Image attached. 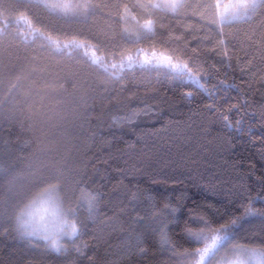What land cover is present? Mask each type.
Segmentation results:
<instances>
[{
	"label": "trees",
	"instance_id": "trees-1",
	"mask_svg": "<svg viewBox=\"0 0 264 264\" xmlns=\"http://www.w3.org/2000/svg\"><path fill=\"white\" fill-rule=\"evenodd\" d=\"M216 2L61 0L60 6L0 0V264H113L119 259L125 233L118 224L127 226L130 214L116 207L124 199L122 191H113L119 162L104 161L133 133L115 118L135 113L136 135L143 134L149 149L162 150L169 141L182 145L186 137L210 142L219 130L205 137L200 122L209 97L163 56L186 62L205 88L214 89L220 81L239 85L220 87L213 97L217 103H234L241 90L250 101H264V0H256L247 17L223 23ZM186 91L193 93L191 101ZM236 153L255 158L246 138ZM173 167L154 163L135 173L133 183L161 195H178L181 187L206 195L205 189L193 188L187 172ZM48 185L57 187L64 210L81 222L86 255L75 251L71 238L64 237L69 251L62 255L48 251L43 240L20 238L16 217ZM84 187L101 194L94 220L80 200ZM216 205L219 212L208 211L217 220L225 207L234 208L223 194ZM185 225L196 227L197 221L173 223L172 239L194 248ZM149 259L158 261L160 253Z\"/></svg>",
	"mask_w": 264,
	"mask_h": 264
},
{
	"label": "snow or ice",
	"instance_id": "snow-or-ice-1",
	"mask_svg": "<svg viewBox=\"0 0 264 264\" xmlns=\"http://www.w3.org/2000/svg\"><path fill=\"white\" fill-rule=\"evenodd\" d=\"M257 6L256 0H217L214 8L219 22L223 23L229 17H247L249 11ZM162 59L176 73L186 75L187 82L203 89L209 97L210 102L204 105L205 112L200 122L205 137L211 134V129L219 130L210 142L201 143L186 137L182 145L169 141L162 145V150L161 146L149 149L143 134L136 135L135 125L139 120L135 113L115 118L118 123L131 126L133 137L104 161L119 162L120 166L114 165L119 175L114 181L113 191H122L124 199L117 201L116 207L120 212L130 214L127 226L118 224L125 236L121 241V255L113 264H121L124 260L129 264H264V101H250L247 92L241 90L234 103H217L213 97L220 87L232 89L239 88V85L220 81L214 89L205 88L186 62L170 56ZM184 95L190 101L193 98L191 91ZM245 138L255 150L254 159L245 160L236 153L237 145H243ZM140 144L144 147H139ZM154 163L165 167L171 165L174 171L181 169L187 172L193 188L205 189L206 195L189 194L190 191L183 187L178 195H161L142 188L138 182L133 183L135 173ZM152 182L158 181L152 178ZM172 182L184 184L182 179H173ZM221 194L234 208L225 207L217 220L208 209L219 212L216 199ZM209 196L213 199H208ZM100 199L99 192L87 187L81 190L80 200L86 206L90 219H96ZM38 211L41 212L39 216ZM181 219L197 221L196 227L185 225L183 228L195 242L194 248L178 246L172 239L171 226L173 223L179 225ZM16 228L21 239L29 242L43 240L47 250L57 255L69 251L63 243L65 236L71 238L77 253L81 256L87 254L88 244L82 239L81 222L69 219L63 212L55 185L42 188L19 212ZM78 240L79 243L76 242ZM157 251L160 259L153 262L149 257ZM134 256L140 257V261H133Z\"/></svg>",
	"mask_w": 264,
	"mask_h": 264
},
{
	"label": "rangeland",
	"instance_id": "rangeland-1",
	"mask_svg": "<svg viewBox=\"0 0 264 264\" xmlns=\"http://www.w3.org/2000/svg\"><path fill=\"white\" fill-rule=\"evenodd\" d=\"M36 1H40V2H43V3H45V4H48L49 2H51V3H53V4H55V2H60L61 3V0H36ZM180 0H164V2H166V4H170L171 6L173 5V6H175L176 4H178V2H179ZM244 1H249V0H238V2H244ZM63 4L61 3L60 4V6H62ZM59 6V9L60 10H64V7L62 8V7H60ZM64 6V5H63ZM149 24H150V27L152 28V23L149 21ZM30 203V202H29ZM28 203V204H29ZM27 204V205H28ZM26 205V206H27ZM25 206V207H26ZM62 206V205H61ZM25 207L23 208V209H25ZM62 210H63V212L65 213V214H67L68 215V218L69 219H74L73 218V216H72V212L70 211V210H68V209H65L64 210V208L62 207ZM41 214V212L40 211H38V216ZM50 215V214H49ZM65 238H70V237H67V236H65Z\"/></svg>",
	"mask_w": 264,
	"mask_h": 264
}]
</instances>
